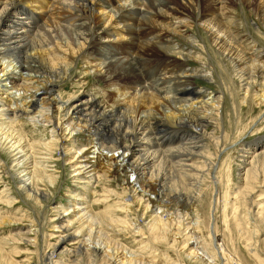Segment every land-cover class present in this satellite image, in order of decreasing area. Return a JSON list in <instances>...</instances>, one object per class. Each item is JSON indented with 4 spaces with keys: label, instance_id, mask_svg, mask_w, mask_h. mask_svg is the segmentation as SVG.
<instances>
[{
    "label": "bare ground",
    "instance_id": "6f19581e",
    "mask_svg": "<svg viewBox=\"0 0 264 264\" xmlns=\"http://www.w3.org/2000/svg\"><path fill=\"white\" fill-rule=\"evenodd\" d=\"M238 4L260 16L264 28V0H0V153L6 160L1 158L0 176H12L28 199H51L60 175L50 163L59 153L79 182L67 190L68 206L55 207L59 221L54 229L60 234L44 253V264H66L80 246L90 257L112 251L97 237L107 235L101 221H128L92 210L91 186L100 177H117L130 191L124 209L132 221L134 207L151 210L150 199L158 193L161 203L150 214L158 238L183 216L194 218L191 232L198 235L195 206L203 192L193 191L192 178L213 179L216 172V157L206 149L208 142H220L210 128L221 122L224 97L196 82L212 69L196 56L205 45L195 28L230 61L246 97L251 87L264 85V47L246 34L235 15ZM193 59L203 66L190 67ZM91 77L97 90H77L66 99L59 91L66 81L86 87ZM258 97L263 104L264 92ZM29 125L41 129L40 136L50 129V137L32 142L24 131ZM160 126L177 138L167 150L164 135L155 136ZM250 145L255 150L242 147L245 154L240 155L245 184L264 180V139ZM39 148L50 156L38 155ZM2 186L1 194L13 203L15 194L7 183ZM18 222L0 219L13 227ZM20 224L14 237L31 242L26 236L39 229ZM172 232L178 235L180 228ZM125 250L128 264L141 261L139 254Z\"/></svg>",
    "mask_w": 264,
    "mask_h": 264
},
{
    "label": "rangeland",
    "instance_id": "374dc122",
    "mask_svg": "<svg viewBox=\"0 0 264 264\" xmlns=\"http://www.w3.org/2000/svg\"><path fill=\"white\" fill-rule=\"evenodd\" d=\"M237 6L235 15L238 16L243 28L245 27L246 34L252 41L264 47V28L259 26L260 16L255 15L250 8H244L240 4ZM235 21L237 22V20ZM200 29L196 27L194 33L199 37L200 44L202 46L205 45V53L201 51V54L198 52L196 56L200 60H206L209 65L211 64L209 69L212 70L207 74L204 72L202 75L197 74L198 76L195 79L198 86L203 87L207 92L214 90L215 93L221 94L224 97V101L220 114L221 122L219 123V128H210V131L216 130V132L214 130L212 132L216 133L218 137L220 136V142H208L209 148L206 149L214 153L216 157L214 160L216 162V172L212 175L213 179L205 176L192 178L193 183L191 182L195 184L193 191L196 192V189H200L203 192L202 198L195 206L196 212L198 211L197 213L200 215L199 222L195 226L197 227L198 235L194 236L191 232L192 230L194 231V218L188 217L185 219V216H183L181 217V222L173 221V225H171L174 228L169 226L171 231H168L164 238H158V229L152 225V219L150 218L153 214L151 212L153 207L161 203V200L157 203L159 195L156 194L158 193H154V199H150L152 201L151 205H153L150 208L151 210L146 211L143 208L134 207V212L130 213L133 218L132 221L130 217H127V212L124 209L128 204L125 194L130 195V191L125 192L123 190L124 187L121 186L122 184L119 179L117 180V177L110 176L109 181L105 180L106 178L104 177H100V182L94 180V184L91 186L95 191L93 195L95 198L93 197L92 199V210L101 213L113 212L114 215L117 214L119 216L117 217L118 219L128 222L119 221L111 224V221L109 222L106 218H104L103 222L101 221L100 228L105 231L107 237L110 234L109 239L104 235V237L101 236L100 238L97 235L101 243H108L107 245L112 247V251H108L110 253L107 252V257L92 251L91 254L94 256H87L82 250H79L82 248L80 246L78 247L79 249L76 248L78 252L76 251L72 257H67L66 264H128L129 261L127 254L125 255V249L132 250L135 254L137 253L136 255L139 254L138 257L141 261L134 264H264V180L258 183L247 179V184H245V177H243V172L240 171L242 164L240 155H243L244 149L245 152H253L255 147L252 149L253 146L250 143L264 139V103L262 104L258 97L264 92V85L258 84L251 87L248 97H246L242 87L243 84L241 85L236 74L233 73L234 68L230 61L213 46H210V42L206 40L207 38L203 37L205 32L200 31ZM203 42L205 43L203 44ZM206 48L208 51H206ZM200 64L199 61L193 59L190 61L189 66L200 69V66H203ZM81 67L83 69L85 66ZM203 70L206 71V68ZM90 75L92 76L93 73ZM93 83H95V80L92 78L88 86L82 87L78 85L76 87L66 81L59 91L66 99L67 94H75L78 92L77 90H97L92 86ZM259 88H263L262 92L259 91ZM70 95H67V98ZM33 128L34 126L29 125L24 127V131L32 142L36 138L34 143H38L41 137L43 140L44 135L41 134L40 136V133H38V130L41 129ZM160 128L161 126L155 129V132L157 131L155 136L164 135L163 137L165 138L163 140L165 142L163 141L162 148L167 150L169 149L168 144L174 142L177 138L174 137L172 139L173 136H169V134H173L171 129ZM30 132L32 133L30 134ZM158 133L162 134L159 135ZM45 134L44 137H50L51 130L48 129ZM174 135L177 136V134ZM177 144L175 143L174 145ZM259 144L262 146V143ZM39 149V151L37 150L40 153L38 155H43V157L50 156L45 149ZM41 150L42 152L45 151V153H42ZM58 154L56 153L54 160H52L55 163H50L55 168L53 170H56L57 173L59 172L58 174L60 175L57 186L53 188L54 195L50 196L51 199H41L40 203L28 199L24 193L19 191V184L12 176L10 177L8 174L0 176L2 178L0 179V196L4 194L3 198L0 197V219H15V221H19L18 229H15L17 227H13V224H0V264L45 263L44 253L49 250L50 245L56 239V235L60 234L59 231L54 229V226H57L59 221V218L55 217L58 214L55 207L62 204L65 207L68 206L67 190L73 185L79 184V182L74 181L71 169L64 166L67 162ZM0 155V163H3L1 161L3 154L0 153ZM202 159H200L201 163L205 161V159ZM5 165L8 166L6 163ZM2 169L0 168V173H2ZM6 183L11 193L15 194L13 203H10L5 197L6 193L1 194L2 185ZM255 183L259 185L255 186ZM185 191L187 190L185 189ZM20 223L26 225L35 224L36 228L39 229L38 234L32 232L26 236L27 238L29 237L28 239L31 242H26L20 237H14L15 231L21 229L19 228V226H22ZM139 226H141V229H138ZM135 227L137 228L135 229ZM177 228H180V234L174 235L172 229L175 231ZM152 229L154 230L152 231ZM136 230L138 231L135 232ZM51 234L54 235L50 236ZM97 237L95 236L93 240H97ZM195 237H198V239ZM110 238L113 240L111 241ZM75 246L77 245L75 244Z\"/></svg>",
    "mask_w": 264,
    "mask_h": 264
}]
</instances>
